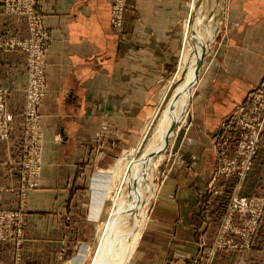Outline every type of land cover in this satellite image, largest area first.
I'll use <instances>...</instances> for the list:
<instances>
[{
    "label": "crops",
    "instance_id": "1",
    "mask_svg": "<svg viewBox=\"0 0 264 264\" xmlns=\"http://www.w3.org/2000/svg\"><path fill=\"white\" fill-rule=\"evenodd\" d=\"M38 1L52 37L40 110L44 165L23 210L24 243L0 241V264H52L73 240L70 231L92 220L81 210L92 164L118 141L132 140L134 125L148 115L162 82L178 67L192 0H128L122 33L111 26L113 0ZM225 15L192 96L188 125L176 136L126 264H201L200 248L213 242L222 220L236 180L214 178V141L222 121L264 80V0H229ZM0 34L29 35L26 18L5 13L3 0ZM27 81L26 54L0 49V87L7 89L14 113L10 139L0 140L2 209L20 205ZM114 180L109 174L106 186ZM106 186L94 196L99 211L109 195ZM242 193L264 195V132ZM77 209L79 222L73 225L69 215ZM252 247L249 258L250 252H220L214 264H264V223Z\"/></svg>",
    "mask_w": 264,
    "mask_h": 264
},
{
    "label": "built area",
    "instance_id": "2",
    "mask_svg": "<svg viewBox=\"0 0 264 264\" xmlns=\"http://www.w3.org/2000/svg\"><path fill=\"white\" fill-rule=\"evenodd\" d=\"M3 5L7 8V13L25 17L29 28L27 37L0 35V49H23L28 53L29 77L22 138L23 185L24 189L28 190L38 185L37 178L41 170L40 153L43 131L40 124V107L48 92L46 69L52 37L45 26L38 0H3ZM127 8L128 0H113L110 22L117 33H122L124 30ZM231 116L223 121L221 134L218 136L221 139V157H219V169L216 174L226 177L238 174L244 177L253 165L259 146V134L264 123V83L252 95L251 100L237 106ZM13 120L14 113L8 109V91L0 87V140L10 138ZM234 126L237 131L236 136L230 132ZM249 128L254 130L251 136L247 133ZM235 213L248 217L245 225L248 226L249 234L253 238L264 216V202L260 198L234 194L230 199L215 248H220L222 242L226 240L224 235L228 229H233V226L229 224ZM13 216L10 211L0 209V240L14 237V231L18 230L20 224L16 223L17 216L14 219ZM233 230L238 231L235 228Z\"/></svg>",
    "mask_w": 264,
    "mask_h": 264
},
{
    "label": "rangeland",
    "instance_id": "3",
    "mask_svg": "<svg viewBox=\"0 0 264 264\" xmlns=\"http://www.w3.org/2000/svg\"><path fill=\"white\" fill-rule=\"evenodd\" d=\"M222 2L224 4V9L222 10V13L220 14V8H218V10H217V14H218L217 16L219 17V22L221 21L220 22L221 26L218 24V26H217L218 28L216 29V31H215L216 33L214 34V37L210 42V47H209L207 54L205 55V59H206L208 53L211 51L215 40L218 39V35H220L219 33H220L221 29L225 25V16H226L225 14L227 12V4L229 3V0H222ZM39 5H40V3H39ZM6 11H8V10L4 6V12L7 13ZM40 11H42L41 8H40ZM7 14H9V13H7ZM10 15H17V14H10ZM187 19H188V17H187ZM187 19L184 22L185 25H186ZM185 25H184L183 37H184V32H185ZM0 35H3V34H0ZM6 36H13V35H7L6 34ZM14 37H18V36H14ZM184 48H185L184 39H182V45H181L182 54L180 55L181 57H180V62L178 64V67L162 82L159 90L157 91V95H156L154 103L151 104L149 107L148 115L142 121L137 122V124L134 125V129H133V133H132V140L130 142H127V143H125V141H122V143H119V141H118V143L116 144V146L114 147V150L112 152L102 154L103 156L100 157L98 163L92 164V168L90 169L88 179H87V188L89 190L88 196L85 197V202H86L87 206H85L84 204L81 205V210H83L84 212H87L85 216H89V218L92 217L91 218L92 220L91 221L88 220L87 223H79L80 229L77 226L79 229V232L76 231V233H75V232L70 231V233H69L70 239H73V240L69 243V247H68V245L67 246L63 245V247L65 246L64 249L63 250L60 249V251L61 250L63 251V252L62 251L60 252V253H62V254H60L62 256L60 258H56V256H55V259H51L52 264H90V262L94 256L95 249L98 245L99 232H100L101 228L104 226L105 221L110 217L109 215L112 213V211L114 209L117 208L118 202L120 201L121 196H120V194H118L119 195L118 196L116 193H117V189H119L117 187V185H120L118 183H120L119 180L121 179L120 176H121L122 171L124 169V165H125L126 161L129 160V158L132 155H135L136 151L139 148H141L142 144L144 146V145L152 142V140L155 136V133L160 126V121H161L160 114L162 112L161 109L164 108V106L167 104V98L163 97V95H164L163 92L165 90L164 96L170 95L169 94V93H171L170 91H172V89L175 88V86H176V83L171 82V81L174 79L179 80V78L183 74V71L185 69L184 68L185 62L182 60ZM18 51L24 52L26 54V60L28 61V53L23 49H18ZM205 59H204V62H205ZM182 61H183V66H182ZM27 67H28V62H27ZM203 67H204V65H203ZM203 67H202V70H203ZM202 70H201V72H202ZM201 72H200V74H201ZM28 77H29V69H28ZM199 78H200V76H199ZM263 83H264V80L256 89H254L248 95V97L246 98V100L242 104L249 102L251 100L252 95L263 85ZM166 91H167V93H166ZM45 100H46V98H45ZM43 103H42V105H43ZM190 107H189V113H190ZM40 110H41V107H40ZM231 115H233V112L226 119H229L230 117H232ZM188 119H189V117L187 118V121L185 122L186 124L184 123L185 125L184 124L181 125V128L177 131V133L175 135H173L172 137H169L168 147L163 152L162 160L160 161V163L157 166L152 168V169H155V170H153V175H151L152 171L150 174V181L152 182V186H153L152 191L153 192L151 194L152 196L151 197L149 196L148 202L145 203V205L142 209V212H143L142 215H144V216L142 217V215H141V217H140V219H142V220L145 217L143 220L145 224L149 219L150 210H151V207L153 205V201L155 198L156 191L159 187L160 182L162 181V177H163V173H164L163 169L165 166V162H166L168 155L170 154L171 150L173 149V145H174V142L176 140V136L180 133V131L184 127H186L188 125ZM222 123H223V121H222ZM222 123H221V125H222ZM40 124H41V128H42L41 113H40ZM10 131H11V127H10ZM42 131H43V128H42ZM253 131H254L253 129L249 128L247 133L250 134V136H251ZM230 132L236 136L237 131H236L235 126L230 130ZM263 132H264V123L262 125L261 131L259 134V146L257 149V153L254 156V159L258 154V150H259V147L261 144ZM10 137H11V135H10ZM44 137H45V134L43 131L42 150L40 153L41 170H40V175L37 178L38 185L35 188H37L39 186L40 177H41L42 171H43V165H44L43 152H44V144H45V138ZM22 138H23V135H22ZM22 138H21V150H22V159H23ZM220 144H221V139L219 137H217L214 141V146H215L216 154H217V165L215 168V175L214 176L217 175L216 172L219 169V157H221ZM254 159H253V163H254ZM252 167H253V165H252ZM252 167L246 173V175L244 177H242L238 174L231 175L230 177H226L225 175H217V176H222L225 179H235L236 184H235V187L232 190V192L228 198L226 205L224 206V214H223L222 220L218 223V228H217L213 242L206 243V245L204 247L200 248V254L199 255H201V256H200V259H198V261L200 260L201 264H214V261H215V259H217V255L220 252H226V253L231 254V253H234L236 251H241V252L245 251L246 253L250 252L248 255L245 256V258L250 257V255L252 253V248H253L252 245L256 241V239L259 235L260 229L263 226L264 216H263L262 220L260 221V224H259L260 226H258V230L256 231V233L254 234V236L252 238V235L249 234L248 226L245 225V223L248 222L247 221L248 217H245L241 213H235L232 221L229 224V226L232 225L233 229L235 228L238 231H234L233 229H230V230L228 229V231L224 235V239L226 238V240L222 242V245L220 246V248H215V244L217 242L220 230L224 224V220H225L226 214H227V208H228L231 197L234 194L246 196L242 193V190H243L245 181H246L249 173L252 170ZM109 174L111 176L115 177V180H114V182H112L111 185L106 186V184L108 183L107 178H108ZM21 177H22L21 178L22 179V185L19 188V195H20L19 207L15 208L13 210L0 208L2 210H5V211H10L11 214L14 215L13 219L15 218V216H17L16 223L20 224V226L18 227V230L14 231V233H15L14 237H10L7 239H1L0 241H12V242H15L17 244V246L23 245L25 237H26L25 236L26 235L25 234V226L27 224V215H26V213H24L23 210H28L26 199L28 197L29 192L32 190V189H28V190L24 189V185H23L24 175L22 173V170H21ZM105 186H106L107 194L109 193V195L105 197L103 206L101 207V209L99 211L94 206V205L97 206V201H95L94 196H95L96 192L103 189ZM35 188H33V189H35ZM216 190H217L216 193H218V194H220L222 192V190L220 188L216 189ZM246 197L260 198L261 201L264 202V195L263 194L260 196H246ZM83 200H82V203H84ZM143 210L146 212H144ZM74 211H76V210H73L72 214L70 213L69 219L71 218L70 219L71 224L76 225V222H79V221L74 220V218L77 217L76 215L79 213V209H77L76 213H74ZM144 227H145V225H144ZM143 229H142V231H143ZM244 229H245V231H244ZM58 244H59V242H58ZM47 260L50 261V259H47ZM22 261H23V259H16L14 264H21Z\"/></svg>",
    "mask_w": 264,
    "mask_h": 264
},
{
    "label": "bare ground",
    "instance_id": "4",
    "mask_svg": "<svg viewBox=\"0 0 264 264\" xmlns=\"http://www.w3.org/2000/svg\"><path fill=\"white\" fill-rule=\"evenodd\" d=\"M218 8L221 14L224 9L222 0H192L191 10L193 9L194 15L191 19L188 17L186 25L184 24L185 48L182 60L185 62V69L179 80L171 81L176 86L170 91V95L164 96L165 90L163 92L167 104L161 109L160 126L152 142L144 146L142 144L124 165L118 183L120 185L116 184L119 188L116 194H120V201L117 208L111 210L110 217L99 232V243L90 264H126L135 251L145 225V217L140 219L142 209L153 192L150 174L152 171L153 175L155 169L152 168L162 160L169 137L175 135L187 118H190L191 98L199 82L198 65L208 52L221 22L217 16Z\"/></svg>",
    "mask_w": 264,
    "mask_h": 264
},
{
    "label": "water",
    "instance_id": "5",
    "mask_svg": "<svg viewBox=\"0 0 264 264\" xmlns=\"http://www.w3.org/2000/svg\"><path fill=\"white\" fill-rule=\"evenodd\" d=\"M195 10V9H194ZM193 15H194V11H193V9L191 10V12H190V15H189V19H191L192 17H193ZM207 53H205L203 56H204V58H203V61L202 60H200V62H199V65H198V67L200 68V70H199V72H198V78H199V76H200V72H201V70H202V67H203V65H204V59H205V55H206Z\"/></svg>",
    "mask_w": 264,
    "mask_h": 264
}]
</instances>
